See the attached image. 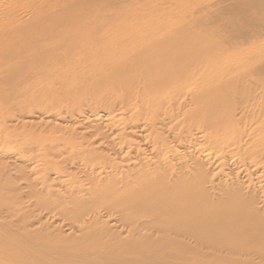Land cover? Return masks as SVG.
I'll return each mask as SVG.
<instances>
[{
    "label": "bare ground",
    "instance_id": "1",
    "mask_svg": "<svg viewBox=\"0 0 264 264\" xmlns=\"http://www.w3.org/2000/svg\"><path fill=\"white\" fill-rule=\"evenodd\" d=\"M43 4L0 36V264H264L263 71L218 73L238 60L191 55L204 35L41 27Z\"/></svg>",
    "mask_w": 264,
    "mask_h": 264
},
{
    "label": "rangeland",
    "instance_id": "2",
    "mask_svg": "<svg viewBox=\"0 0 264 264\" xmlns=\"http://www.w3.org/2000/svg\"><path fill=\"white\" fill-rule=\"evenodd\" d=\"M25 1L26 2L22 5H18L15 0H0V36L4 31L7 32L9 27L13 25L9 6H13L14 4L13 7L23 15L24 12H22V10H26L25 8L29 5V0ZM45 3L46 4L42 5L44 7L42 8L40 15H37V18L34 20L35 24H40L41 27L44 25L65 24L64 19H69L68 16H65L67 11L66 15L69 13H82L86 18H83L82 27L95 28L100 26L102 30L99 35L106 37V39L103 40H109V46L119 34L129 30L128 34L133 42H135V45L142 43L145 44L146 48H149L150 46H153V48L163 47L165 50L162 48L163 50L160 49L157 51L158 53L161 52L159 53L161 55L176 53L177 49L172 46H176L175 43L179 42L177 40L178 37L180 38L183 36L182 38L184 40L181 38L182 43H189L192 46H196L195 42H193L194 40L192 41V37L194 39L196 37L193 34L197 35V38L204 35V39L201 37V40H204V42H202L203 44L201 43V46L200 43L197 44L196 42V52L195 50H190L191 53L188 52L189 50H182L180 53L196 55V53L201 50L202 53L199 52V55H202L204 52V55H216V57L225 58L227 60H238L239 64L233 69L230 66H226V68H220V72L217 70L220 74L224 70L225 73H223L227 76L236 77L243 72H246L245 74H247L248 71L252 73L263 71L262 75H264V0H71V3H69L68 0H45ZM174 8L176 9L174 10ZM175 11L177 12V15H175ZM137 22H140V25ZM185 23L186 28H184L183 25ZM29 24L30 23H28V25ZM181 24L183 26L182 32L180 31L182 28L180 26ZM69 26L70 23L64 25V27ZM178 26L179 28H177ZM1 27H4L2 31ZM187 28H191L193 31H190V35L189 29ZM184 29L188 32L186 33V30L184 31ZM163 30H165V32H163ZM128 39L126 41H128ZM189 39H191V41ZM201 40L199 41L201 42ZM164 42L171 45H166ZM102 44L105 45L104 43ZM176 54H178V52ZM241 63L243 66H241ZM247 64L250 66L248 67ZM244 65L248 67V71H246ZM258 65L261 67L259 66L258 68ZM227 68H229V71ZM231 69L232 72L230 71ZM242 78L243 77H240L239 79ZM256 80L253 79L251 81L250 78L249 81L252 83L248 81L249 84L247 82L244 83H247L248 87L251 84L252 86L250 85L249 88H252L253 90L256 89L253 91L254 94L252 93V100L254 103L252 104V101H249L248 103L247 101L246 104H248V107H244L247 119L251 117L249 114H251L253 110L256 111L261 106H264V101H262L264 100V86H262L263 92L262 87H260V83H263V80ZM241 89L238 90L237 96L235 95L236 104L239 107H243L241 106V101H239V98L244 95V90ZM259 94L261 97L263 96L260 101ZM254 95L256 96V99ZM257 101L259 103H257ZM256 105L257 108H255ZM85 114L88 116L89 112L86 111ZM255 118L253 119L255 120ZM253 119H249L248 121L250 122ZM250 125H252L250 126L252 128L255 123L252 122ZM257 194V196L260 195L259 193ZM28 202H30L28 198L21 200L22 205H26ZM196 247H198L196 249L199 251L201 246ZM28 250L31 251L30 248ZM32 253H35V251Z\"/></svg>",
    "mask_w": 264,
    "mask_h": 264
}]
</instances>
